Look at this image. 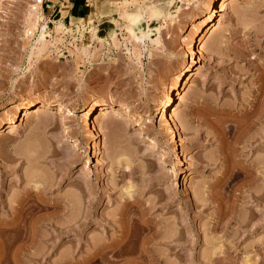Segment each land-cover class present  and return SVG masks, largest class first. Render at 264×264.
<instances>
[{
    "label": "rangeland",
    "instance_id": "obj_1",
    "mask_svg": "<svg viewBox=\"0 0 264 264\" xmlns=\"http://www.w3.org/2000/svg\"><path fill=\"white\" fill-rule=\"evenodd\" d=\"M229 1L197 37L204 0H119L77 22L0 0V264H264V134L235 142L264 83V0ZM186 66L170 133L162 103ZM27 103L52 113L24 118ZM127 103L113 127L105 108ZM29 196L38 239L19 247L1 230Z\"/></svg>",
    "mask_w": 264,
    "mask_h": 264
},
{
    "label": "bare ground",
    "instance_id": "obj_2",
    "mask_svg": "<svg viewBox=\"0 0 264 264\" xmlns=\"http://www.w3.org/2000/svg\"><path fill=\"white\" fill-rule=\"evenodd\" d=\"M196 1L197 0H187V4L186 5H188L185 9L186 10H189L190 9V7L191 6H193L195 3H196ZM205 2H204V6H203V8H202V16H201V19H200V23L198 24V26H196V31H195V36H197V37H199L201 34H203L204 33V31L212 24V22H213V19H214V16H215V12H216V5H217V1L218 0H204ZM222 1V0H221ZM230 1H232V0H230ZM229 1V2H230ZM38 6H41V5H39V4H37ZM154 12H152L151 13V15L153 14ZM156 13V12H155ZM34 14V13H33ZM145 14V13H144ZM149 14V13H148ZM147 14V15H148ZM150 15V14H149ZM151 15L150 16H148V18H150L151 17ZM133 16H136L135 18H137V17H145V15H143V14H136V15H133ZM132 16V17H133ZM129 17H131V16H129ZM171 17V16H170ZM30 19H31V17H30ZM133 19H134V17H133ZM139 19H141V18H139ZM139 19L138 20H136V21H138L139 22ZM141 22H142V20H141ZM197 23V22H196ZM193 32V31H192ZM207 32V31H206ZM261 32V31H260ZM259 33V32H258ZM257 33V34H258ZM262 33V32H261ZM29 35H32V32L30 31L29 32ZM261 35H263V34H261ZM202 36V35H201ZM195 38V37H194ZM193 38V39H194ZM201 39V38H200ZM199 39V40H200ZM191 40V39H190ZM191 41H189V43H190ZM200 42V41H199ZM191 45V44H190ZM191 47H192V45H191ZM190 47V48H191ZM197 47V46H196ZM198 48V47H197ZM196 48V49H197ZM200 50V49H199ZM191 53H194V50H192V48H191ZM196 51H198V49L196 50ZM186 54V53H185ZM198 54H199V52H198ZM200 55H201V53H200ZM262 56V55H261ZM186 57V56H185ZM190 57V56H189ZM197 59H199L200 58V56H199V58L198 57H196ZM261 57H259L258 59H260ZM190 59V58H189ZM193 59V58H192ZM191 59V60H192ZM199 61V60H198ZM260 61V60H259ZM262 61V60H261ZM262 63V62H261ZM263 65H261L262 66V71H264V62L262 63ZM197 67V66H196ZM190 68H191V66L189 67V66H186V67H184L183 69H181V71L178 73V75H177V77H176V81H175V86L171 89V90H169V92L167 93V95H166V98H165V100L163 101V103H162V111H163V114H162V116H163V118H164V121L166 122V125L168 124L167 122H168V111H169V109L171 108V107H173L172 105H173V102H174V96H175V92L174 91H177V90H179L180 88H181V86H182V83H184L183 81H184V79L188 76V73L190 72ZM259 68V69H260ZM259 69H258V71H259ZM261 69H260V71H261ZM261 71V72H262ZM260 72V73H261ZM260 73H259V75H260ZM263 73V72H262ZM190 74V73H189ZM261 75H263V74H261ZM259 77V76H258ZM257 77V78H258ZM174 78H175V76H174ZM173 78V79H174ZM259 78H261V76L259 77ZM263 78H264V76H263ZM264 80V79H263ZM261 81H262V78H261ZM257 82V79H256V81H255V83ZM264 82V81H263ZM254 83V82H253ZM258 83V82H257ZM258 90H257V95H256V97H255V100L252 102L253 103V105L251 104V108L249 109V110H247L246 109V112H244L242 115H241V118H243V121H242V123L239 125V127H235L236 129V131H238V133H237V135H239V137L237 136V137H235L236 139H235V142L237 143V146H239L240 144H242L243 146L242 147H244V146H249V142H253L254 141V139H255V137H257L256 136V134H258L257 132H260L259 134L261 135V133L262 134H264V98H262V96L264 97V83H261V85L259 86V88H257ZM255 92V91H254ZM178 93V92H177ZM260 97H261V99H260ZM245 100V99H244ZM260 100V102H258ZM261 100H263V102L261 101ZM171 103H172V105H171ZM259 103H261V104H259ZM33 105V103H27V104H25V105H22L21 106V111H22V113H24V118H26L27 117V119H30V116L32 117V115L34 116V115H50L51 113H52V111H51V108H50V106H48V105H41V106H34V107H32L31 108V106ZM58 105H60V104H58ZM101 105H103V104H101V103H99L98 101H95V100H93V101H90V102H88V103H86L85 104V111L87 112L86 113V117H88L89 116V114H90V112H93L98 106H101ZM113 105V104H112ZM133 105V104H132ZM257 105H259L258 107H257ZM65 106V105H64ZM135 106V105H134ZM134 106H131V105H128V103H127V105H124V106H120V107H113V106H109V107H107V108H105V113L106 114H111V115H113V118L115 117V118H117L115 121H114V123L112 122L113 120H111V123L112 124H114V126L110 123V125L111 126H113V127H115V125L117 124V123H120L121 124V122H122V124H123V122H124V124H125V122H126V118L129 116V115H131V114H137V112H136V109H134L133 107ZM160 106V105H159ZM257 107V108H256ZM135 108H137V107H135ZM161 108V107H160ZM65 108H63L62 107V105H60L59 106V108H58V110L59 111H63ZM104 112V111H103ZM53 113H54V111H53ZM161 113V112H160ZM171 116H172V114H170ZM85 116V115H84ZM110 116V115H109ZM133 116V115H132ZM29 117V118H28ZM85 117V118H86ZM110 117H112V116H110ZM138 117V116H137ZM141 117V116H140ZM139 118V117H138ZM170 119L169 120H171V119H174V116H172V118L171 117H169ZM176 118V117H175ZM87 119V118H86ZM120 120V122H119V120ZM123 119H125V121L123 120ZM142 119V118H141ZM176 119H178L177 120V122H178V125H179V120L181 119H179L178 117L176 118ZM176 119L175 120H173V121H176ZM240 119V118H239ZM140 120V119H139ZM183 119H181L180 120V123L181 124H183V122L185 121H182ZM87 121V120H86ZM85 121V122H86ZM163 120H162V122L163 123H165ZM241 122V121H240ZM239 122V123H240ZM173 123V122H172ZM175 123V122H174ZM86 124V123H85ZM101 124V123H100ZM100 124H99V126H100ZM102 125H103V123H102ZM165 125V124H164ZM177 124L175 125L176 127L178 126ZM117 126V125H116ZM121 126H123V125H121ZM173 127H174V125H172ZM104 127V126H103ZM103 127H101V128H103ZM125 127V126H124ZM166 127V126H165ZM167 129H169L170 130V133H172L171 132V129H170V127L167 125ZM179 127V126H178ZM177 127V128H178ZM128 128H129V126H128ZM181 128V127H180ZM179 128V129H180ZM176 129V128H175ZM230 129V128H229ZM228 129V130H229ZM177 130V129H176ZM181 130H182V128H181ZM181 130L179 131V132H181ZM221 130V129H220ZM173 131V130H172ZM227 132V131H226ZM231 132H232V129H231ZM231 132L230 131H228V133H221L220 132V134H218V136L220 135V138L219 139H221L220 141H221V143H222V145L224 144L225 145V142L227 141L226 140V137H228L227 135H229V134H231ZM241 133V135H240V133ZM182 133V132H181ZM178 134V133H177ZM233 134V133H232ZM173 135V134H172ZM180 135V134H179ZM236 135V134H235ZM178 136V135H177ZM181 138V137H180ZM259 138V137H258ZM173 139H174V137H173ZM172 139V140H173ZM177 140H178V138H176ZM179 141V140H178ZM181 142H182V140H180ZM174 142V141H173ZM180 142V143H181ZM176 143V142H175ZM178 143V142H177ZM220 143V144H221ZM161 145V144H160ZM233 145H235V144H233ZM236 146V147H237ZM250 146H252V145H250ZM150 147H152V146H150ZM162 147H163V145H162ZM223 147V146H222ZM228 147V146H227ZM152 148H155L154 146L152 147ZM151 148V149H152ZM162 149V148H161ZM227 149V148H226ZM244 149V148H243ZM234 150H235V152H236V149L234 148ZM164 151H166V148H165V150ZM227 151V150H226ZM161 152V151H160ZM167 152H168V150H167ZM183 152V151H182ZM238 152V151H237ZM236 152V153H237ZM163 153V152H162ZM161 153V155H163ZM161 155H160V157H161ZM165 155H167V154H165ZM169 155H171V154H169ZM224 155V154H223ZM240 155V154H239ZM172 156H174L175 158L174 159H179V157H180V154H175V155H172ZM184 156V155H183ZM229 156V155H228ZM234 156V155H233ZM166 157V156H165ZM171 157V156H170ZM224 157H225V155H224ZM164 158V157H163ZM183 158V157H182ZM233 159H234V157H232ZM166 158H164V160H165ZM168 159V158H167ZM170 159V158H169ZM172 159V158H171ZM228 159H229V157H228ZM232 159V160H233ZM179 161V160H178ZM223 161V160H222ZM173 162V161H172ZM226 162V161H225ZM231 162V161H230ZM229 163V162H228ZM227 162H226V164H228ZM172 164H174V163H172ZM223 165V164H222ZM261 168V167H260ZM263 168V167H262ZM261 168V169H262ZM260 169V170H261ZM259 172V171H258ZM163 176H165L164 174H162ZM161 175V176H162ZM162 176V177H163ZM39 190V189H38ZM214 194V193H213ZM31 196V195H30ZM26 197V198H24V199H21V201H19V203H18V206H16L15 207V209H16V212L13 214V220H12V222L11 223H8V225H7V227L5 228V229H3V230H1L2 231V233L3 234H6V235H9L10 237H12V235L14 234V237L11 239V241H10V243L12 244V245H15V244H22V243H25L26 244V242L28 243V242H30V241H36L37 239H38V236L36 235V232H35V230H36V226H35V223H33L32 221H31V218L36 214V211L38 212L41 208H42V206L41 205H34V203H33V205L30 203V201H29V198H31L32 199V197ZM204 197V196H203ZM214 197V196H213ZM30 199V200H31ZM36 199V198H35ZM214 199V198H213ZM212 199V200H213ZM32 201V200H31ZM214 201V200H213ZM30 203V204H29ZM67 205V204H66ZM63 206V205H62ZM65 207V206H64ZM68 207V206H67ZM66 207V208H67ZM56 208V207H55ZM66 208H65V210H66ZM15 215V216H14ZM229 221V220H228ZM228 221H227V223H228ZM25 223V224H24ZM26 223H27V225L29 224L30 225V229H31V231L29 232V233H25L24 231H23V228H25V227H23L24 225H26ZM226 223V224H227ZM225 224V225H226ZM28 225V226H29ZM229 224H227L226 225V229H227V226H228ZM23 227V228H22ZM224 227V226H223ZM29 229V230H30ZM126 233V232H125ZM2 234V235H3ZM1 235V234H0ZM8 237V236H7ZM21 244L19 245V247L21 246ZM10 245V244H9ZM8 245V246H9ZM7 246V247H8ZM11 246V245H10ZM216 246V248H214V245L212 246L213 248H214V251H213V249H212V255L213 254H215L216 253V251L219 249V247H217V245H215ZM1 247V246H0ZM22 248H19L18 250H16V251H14L13 253H14V255L17 257V256H19L20 255V252L21 251H19V250H21ZM221 249V248H220ZM219 249V250H220ZM211 250V249H210ZM216 250V251H215ZM6 253H7V251H6ZM220 253H221V250H220ZM102 254V253H101ZM217 254V253H216ZM222 254V253H221ZM220 254V255H221ZM2 255H3V253H2ZM9 255V254H8ZM100 256V254L98 253V254H96V256H94L95 257V259L97 258V257H99ZM212 255H210V256H212ZM218 255V254H217ZM5 256V255H4ZM14 256V257H15ZM103 256V255H102ZM144 256H146V255H144ZM214 256V255H213ZM215 257V256H214ZM218 257V256H217ZM104 258H106V257H104ZM141 258V257H140ZM210 257H208V259H209ZM206 259H207V257H206ZM213 259V258H212ZM92 261H93V259H92ZM213 261V260H212ZM156 262V261H155ZM205 262V261H204ZM157 264H158V262H157ZM160 264V263H159ZM250 264V263H249Z\"/></svg>",
    "mask_w": 264,
    "mask_h": 264
},
{
    "label": "crops",
    "instance_id": "obj_3",
    "mask_svg": "<svg viewBox=\"0 0 264 264\" xmlns=\"http://www.w3.org/2000/svg\"><path fill=\"white\" fill-rule=\"evenodd\" d=\"M46 6H43V11L47 10L50 17L55 20L64 22H73L83 20L89 17L93 12H101L108 10L112 6H119V0H46ZM150 0H131V2L144 5ZM154 1V0H151ZM48 6V7H47ZM128 15H136L143 13H127ZM59 16V18H58ZM57 20V21H58Z\"/></svg>",
    "mask_w": 264,
    "mask_h": 264
},
{
    "label": "built area",
    "instance_id": "obj_4",
    "mask_svg": "<svg viewBox=\"0 0 264 264\" xmlns=\"http://www.w3.org/2000/svg\"><path fill=\"white\" fill-rule=\"evenodd\" d=\"M47 3H50L49 1H46V0H37L36 4H39L42 6H46ZM48 7V6H47Z\"/></svg>",
    "mask_w": 264,
    "mask_h": 264
}]
</instances>
